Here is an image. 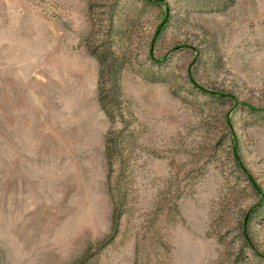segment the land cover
<instances>
[{
  "label": "rangeland",
  "instance_id": "rangeland-1",
  "mask_svg": "<svg viewBox=\"0 0 264 264\" xmlns=\"http://www.w3.org/2000/svg\"><path fill=\"white\" fill-rule=\"evenodd\" d=\"M0 264H264V0H0Z\"/></svg>",
  "mask_w": 264,
  "mask_h": 264
},
{
  "label": "trees",
  "instance_id": "trees-1",
  "mask_svg": "<svg viewBox=\"0 0 264 264\" xmlns=\"http://www.w3.org/2000/svg\"><path fill=\"white\" fill-rule=\"evenodd\" d=\"M115 79H116V81H115V85H116V87L114 88V94L116 93L117 100L119 101V100H120V94H121V86H120V84L118 83V79H119V78L117 77V78H115ZM105 93H106V92H104V90H101V103H102L103 108L105 109L107 115L109 116V118H110L111 120H114L113 112H112V110H110V109L108 108L107 105L114 106L113 101L115 102V99L112 100V99L110 98V97H111L110 92H107L106 94H105ZM117 100H116V101H117Z\"/></svg>",
  "mask_w": 264,
  "mask_h": 264
}]
</instances>
